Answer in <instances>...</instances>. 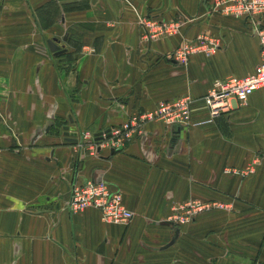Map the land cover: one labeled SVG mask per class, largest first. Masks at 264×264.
Masks as SVG:
<instances>
[{
  "label": "crops",
  "instance_id": "1",
  "mask_svg": "<svg viewBox=\"0 0 264 264\" xmlns=\"http://www.w3.org/2000/svg\"><path fill=\"white\" fill-rule=\"evenodd\" d=\"M45 1L0 0V264H264V89L211 120L201 103L213 81L258 64L246 21L212 13L213 0H84L46 33L35 15ZM143 17L176 33L145 39ZM67 23L100 45L67 61L69 34H55ZM196 37L214 45L209 55L168 59ZM48 39L63 52L52 55ZM183 95L187 127L146 120ZM128 119L129 136L95 152L94 141L75 140ZM99 179L119 191L127 226L103 224L91 208L69 213L71 185ZM184 204L199 210L173 222Z\"/></svg>",
  "mask_w": 264,
  "mask_h": 264
},
{
  "label": "built area",
  "instance_id": "2",
  "mask_svg": "<svg viewBox=\"0 0 264 264\" xmlns=\"http://www.w3.org/2000/svg\"><path fill=\"white\" fill-rule=\"evenodd\" d=\"M209 10L222 16L245 20L250 35L256 38L259 47V62L251 74L242 78L229 76L215 80L202 96L201 103L208 119L211 120L220 114L243 106L254 91L264 89V28L260 24V19L264 16V0H213ZM140 26L144 30L145 39L148 40L176 33V27L172 23L154 21L151 18H141ZM196 40L199 42L198 46L193 47L182 43L168 56V59L176 63L184 62V57L189 54L202 52L209 55L215 48L214 45L203 44L200 37H196ZM191 102L187 95L167 102H158L153 112L146 115V120L161 121L167 127H187L190 123ZM136 127V120L128 119L119 126L101 132L99 140H94V136L91 137L83 131L75 133V140L78 139L79 147L83 140L94 141V144L91 143V149L95 152L106 140L127 138ZM118 147L117 142H110L107 148L114 151ZM67 208L69 213L86 208L95 209L103 224L121 227L127 226L133 217L132 213L124 207L119 191L100 179L87 180L81 184L73 183L69 190ZM198 210L188 204L177 206L172 211L171 219L173 222L183 223L193 217Z\"/></svg>",
  "mask_w": 264,
  "mask_h": 264
},
{
  "label": "rangeland",
  "instance_id": "3",
  "mask_svg": "<svg viewBox=\"0 0 264 264\" xmlns=\"http://www.w3.org/2000/svg\"><path fill=\"white\" fill-rule=\"evenodd\" d=\"M78 1H83V0H78ZM49 2H50V0H46L45 2L41 3L35 9V15L40 22V26H41V28H43L46 31V33H51L50 31H51L52 27L55 24L59 23V17L62 13L65 16H67V14L70 13V11H65L66 7L64 8L65 10L61 7V5L64 1H59V2L55 1V3L53 2L52 7L48 5ZM84 10H85V8L76 10V12L80 13V12H83ZM15 20L18 21L16 19V17H15ZM60 27L61 28H59V26L56 27V33L55 34L57 36L60 35L62 32H65V31L69 34L66 45H68L69 48H71V49L69 50V53H67V55L65 56L67 58V61H69L72 57L74 58V53L76 52L75 48H77V47L79 48V46H84V45H100V43H101V37L100 36H95L94 38L91 39V35H90L89 39H87L85 28H83V25H81L80 23H76L74 25H70L69 23H67L66 25H63ZM15 41H17L23 45L24 44L25 45H31L30 43H27V42H29V38H27L25 35H22L21 33H19V36H15ZM198 45H199L198 43L196 44L193 42L190 44V46H193V47L194 46L196 47ZM180 46H181V44L177 45L176 49L179 48ZM82 52L83 53H92L93 50L89 49V47H88V49L83 48ZM184 58H185L184 62L177 63L179 66H183L185 64L187 57H184Z\"/></svg>",
  "mask_w": 264,
  "mask_h": 264
},
{
  "label": "water",
  "instance_id": "4",
  "mask_svg": "<svg viewBox=\"0 0 264 264\" xmlns=\"http://www.w3.org/2000/svg\"><path fill=\"white\" fill-rule=\"evenodd\" d=\"M61 41H63V42L65 41V36L61 39ZM45 43L47 45L48 51L52 55L56 56V55H58V54L63 52V49L60 46H58L59 45V41H57L56 39H48V40L45 41ZM63 131H64L63 136H67V128L66 127H63ZM104 132H106V131H104ZM100 134L101 133L95 134L94 135V140H99ZM72 141H74V140H72ZM169 225H170V223H169Z\"/></svg>",
  "mask_w": 264,
  "mask_h": 264
},
{
  "label": "trees",
  "instance_id": "5",
  "mask_svg": "<svg viewBox=\"0 0 264 264\" xmlns=\"http://www.w3.org/2000/svg\"><path fill=\"white\" fill-rule=\"evenodd\" d=\"M55 1L59 2V1H64L61 5V7L64 9L66 7L65 11H73V10H79V9H83L86 7V3L85 1H74V2H69V1H65V0H50V2L48 3L49 6L52 7L53 2L55 3ZM50 7V8H51ZM68 7V8H67ZM40 24V23H39Z\"/></svg>",
  "mask_w": 264,
  "mask_h": 264
},
{
  "label": "bare ground",
  "instance_id": "6",
  "mask_svg": "<svg viewBox=\"0 0 264 264\" xmlns=\"http://www.w3.org/2000/svg\"><path fill=\"white\" fill-rule=\"evenodd\" d=\"M60 43H61V42L59 41V45H60Z\"/></svg>",
  "mask_w": 264,
  "mask_h": 264
}]
</instances>
